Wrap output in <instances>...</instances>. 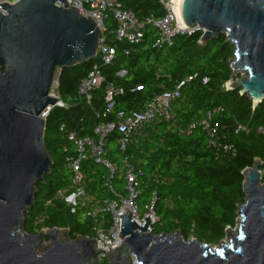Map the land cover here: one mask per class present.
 <instances>
[{"label":"trees","instance_id":"1","mask_svg":"<svg viewBox=\"0 0 264 264\" xmlns=\"http://www.w3.org/2000/svg\"><path fill=\"white\" fill-rule=\"evenodd\" d=\"M118 1L138 19L150 14L161 17L164 12L158 0ZM157 36L158 30L151 25L143 27V38L133 45L109 34L106 42L115 47L116 58L111 65H101L103 82L92 92L89 103L77 98V84L99 57L59 69L58 92L67 108L54 106L45 117L43 142L52 166L44 181H36L35 204L25 213L24 231L34 234L56 226L68 228L71 239L93 237V224L85 208L72 210L63 199L44 205L72 179L67 162L75 147L67 139L66 130L92 136L95 125L114 121L121 111L125 115L144 111L154 96L174 89L182 81L179 96L172 103L174 120L147 123L124 152L118 145V131H112L106 140L108 157L122 168L125 156L142 171L135 199L141 214L156 194L153 209L157 221L151 227L152 234L180 230L186 240L192 236L215 244L225 237L226 227L235 226L237 206L245 197L241 171L252 166L255 157L264 166V100L253 105L238 90L225 89L231 74L228 61L234 50L225 34L202 44L201 32L197 31L177 35L170 46H153ZM121 70L124 75H117ZM108 85L122 89L113 95L110 112H106L109 101L105 99ZM216 106L223 108L214 117L219 142L233 145L234 153L211 146L200 128L189 133L180 131ZM60 124L65 125L64 131L59 129ZM237 124L248 131L235 132ZM81 169L86 192L95 200L126 194L125 181L118 173L110 176L103 165L93 161H83ZM40 217L44 218L35 224Z\"/></svg>","mask_w":264,"mask_h":264},{"label":"water","instance_id":"2","mask_svg":"<svg viewBox=\"0 0 264 264\" xmlns=\"http://www.w3.org/2000/svg\"><path fill=\"white\" fill-rule=\"evenodd\" d=\"M0 7V264H101L103 258L108 264H264L259 157L241 171L245 197L235 226L225 229L227 244L186 240L180 230L154 235L148 216L138 225L128 210L120 216L121 243L109 252L93 237L71 239L68 228L24 231L36 181H44L52 166L43 134L47 111L58 101L48 95L53 78L60 68L93 60L101 33L66 0H17ZM179 17L187 28L203 29L202 44L225 34L234 49L225 89L261 103L264 0H179ZM46 239L49 245L37 252Z\"/></svg>","mask_w":264,"mask_h":264},{"label":"built area","instance_id":"3","mask_svg":"<svg viewBox=\"0 0 264 264\" xmlns=\"http://www.w3.org/2000/svg\"><path fill=\"white\" fill-rule=\"evenodd\" d=\"M17 0H0L1 3H14ZM67 6L76 7L83 16L91 17L100 30V38L96 56L99 60L94 62L88 71L77 84V98L85 99L90 102L92 92L99 88L103 82L101 65H111L116 58V49L113 45L106 42L108 35L121 41L126 40L130 45L138 43L143 38V27L151 25L158 30V36L154 40L153 46H170L174 42L177 35H190L194 33L193 28H187L179 17V0H158L163 7V15L156 17L153 14L138 19L132 11L123 9L118 0H66ZM58 5H62L57 2ZM178 6V8H177ZM0 11H4L0 7ZM197 30L201 32L203 29L197 26ZM124 70L118 71L117 75L123 76ZM58 76L57 70L48 95L58 99L54 106L67 108L58 92ZM188 77L187 80H190ZM180 82L174 89L162 91L154 96L148 103L146 109L142 112H133L125 115L124 112H118L114 121L101 122L95 125L91 135H80L75 130H66V137L72 141L75 147V153L69 158L67 166L72 171V179L69 185L57 189L54 194L44 202L45 206L51 204L53 200L63 199L72 206V210L76 207L85 208L86 215L92 221V230L94 232L97 247L109 252L117 248L121 243V222L124 213L128 210L132 219L138 224L143 225L145 217L148 216L151 226L157 221V216L153 209L156 194L149 205L145 206V212L141 214L138 210L135 199L138 194L139 176L142 171L134 164L128 161L127 157H123V166L120 168L117 162L108 157L106 140L109 133L116 130L119 133L118 145L122 152L126 151L127 146L131 143L134 135L143 128L147 123L154 121L171 122L174 120L172 111V103L179 96ZM122 92L121 88L114 89L111 85L106 87V101H109L106 112H110L112 108V97L115 93ZM52 106V107H54ZM50 107L49 110L52 108ZM47 111V114L49 112ZM223 110L221 106L213 107L206 111L205 115L191 123L184 130L186 133L200 128L208 135L209 144L213 147H221L222 150L234 153L235 149L230 143L219 142V126L218 121L214 119L217 113ZM46 114V115H47ZM98 116V114H97ZM59 129L65 130V125L60 124ZM259 132L262 128L259 127ZM248 131V128L237 124L235 132ZM83 161H93L103 165L110 176L118 173L125 181L126 194L118 198H104L95 200L93 196L86 192L84 182V174L81 169ZM262 162V161H261ZM260 173L264 178V166H261ZM44 217L36 219L35 224L42 221ZM44 229V228H43Z\"/></svg>","mask_w":264,"mask_h":264},{"label":"rangeland","instance_id":"4","mask_svg":"<svg viewBox=\"0 0 264 264\" xmlns=\"http://www.w3.org/2000/svg\"><path fill=\"white\" fill-rule=\"evenodd\" d=\"M262 183H264V182H262ZM58 235H59V237L62 236L61 233H59ZM189 238H193V237L191 236ZM220 242H224L225 244H227L228 241H227L226 236L221 241H219L218 243L212 244L213 245L212 247L217 246ZM48 245H49V241L47 239L44 240L43 243L39 247H37V252H42L46 248V246H48ZM101 264H108V262L106 259L103 258Z\"/></svg>","mask_w":264,"mask_h":264},{"label":"bare ground","instance_id":"5","mask_svg":"<svg viewBox=\"0 0 264 264\" xmlns=\"http://www.w3.org/2000/svg\"><path fill=\"white\" fill-rule=\"evenodd\" d=\"M177 8H178V6H177Z\"/></svg>","mask_w":264,"mask_h":264}]
</instances>
